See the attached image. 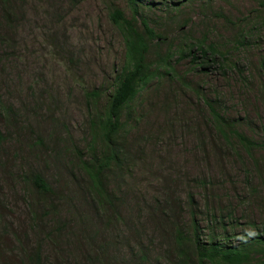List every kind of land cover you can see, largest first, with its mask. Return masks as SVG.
Here are the masks:
<instances>
[{"label":"rangeland","instance_id":"obj_1","mask_svg":"<svg viewBox=\"0 0 264 264\" xmlns=\"http://www.w3.org/2000/svg\"><path fill=\"white\" fill-rule=\"evenodd\" d=\"M142 1L162 37L147 55L156 76L122 115L125 161L105 199L72 166L62 125L86 161L100 157L92 121L126 69L110 15L131 19L128 0H10L7 28L0 6V39H15L0 40V96L19 115L0 113V264H33L38 248L42 264H179L194 223L203 245L264 234V0ZM210 107L254 146L223 140ZM31 174L49 194L31 192Z\"/></svg>","mask_w":264,"mask_h":264},{"label":"trees","instance_id":"obj_2","mask_svg":"<svg viewBox=\"0 0 264 264\" xmlns=\"http://www.w3.org/2000/svg\"><path fill=\"white\" fill-rule=\"evenodd\" d=\"M10 0H0L3 20V27L7 28L13 26V22L9 17L11 7H8ZM128 6L131 12V19H125L123 13L119 10H114L110 19L112 23L118 27L121 34H123V41L126 48V69L118 76L117 87L110 98L109 107L103 118H98L92 121V131L94 139L98 138L101 146L100 157L93 161H86L82 152L76 147L71 136L65 129V144L67 145L68 154L72 157V166L78 169L87 177V189L95 197L103 199V191L105 180L112 169L121 168L125 161V149L121 141V136L127 129L125 123L121 122L124 112L131 109L130 104L135 100L137 95L142 90L144 85H147L156 73L150 72V64L147 61L149 53V43L160 41L161 35L156 34L149 25V20L140 14L141 6L144 7L141 0H128ZM149 7V4H146ZM140 19L142 26L141 31H136L134 28V21ZM2 32L0 27V33ZM0 40L15 41L14 38L4 37ZM202 56L206 57V52L201 43L197 48ZM214 54V51H210ZM179 54L183 57V52L179 49ZM191 55L190 53L187 54ZM192 56V55H191ZM171 58L168 52L163 57H159V63L164 66L167 65V60ZM180 58V57H179ZM197 56L192 57L195 62ZM169 68V66H167ZM10 104H5L0 96V113L8 120H19L17 109ZM41 109L40 106L35 105L32 110ZM211 119L217 133L226 139V133L231 135L238 145L243 146L246 150L254 145L248 139L238 134L231 129V126L224 122L213 107H210ZM5 139L4 132L0 131V142ZM229 141V137L227 142ZM26 178V177H25ZM28 182V180H27ZM29 187L31 192L38 196L49 194V188L45 180L40 174H31L29 179ZM105 199V198H104ZM197 224H193L192 239L187 242L185 239L178 241V258L179 264H251L250 256L253 253L264 257V234H254L249 241H239L233 243H217L208 242L203 245L199 241ZM59 232H56L58 235ZM247 235H244L246 239ZM189 245V246H188ZM41 248L32 256L33 264H42ZM256 264H264L256 262Z\"/></svg>","mask_w":264,"mask_h":264}]
</instances>
